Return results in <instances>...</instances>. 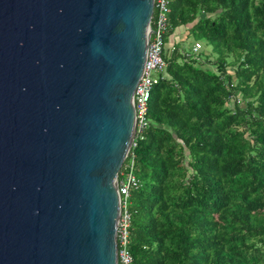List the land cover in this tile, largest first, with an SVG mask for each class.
<instances>
[{"label":"water","instance_id":"95a60500","mask_svg":"<svg viewBox=\"0 0 264 264\" xmlns=\"http://www.w3.org/2000/svg\"><path fill=\"white\" fill-rule=\"evenodd\" d=\"M154 0H0V264H119V177Z\"/></svg>","mask_w":264,"mask_h":264},{"label":"trees","instance_id":"16d2710c","mask_svg":"<svg viewBox=\"0 0 264 264\" xmlns=\"http://www.w3.org/2000/svg\"><path fill=\"white\" fill-rule=\"evenodd\" d=\"M182 28L213 50L165 49L121 169L134 161L141 182L130 250L135 264H264V0H170L167 45Z\"/></svg>","mask_w":264,"mask_h":264},{"label":"built area","instance_id":"2783aa9c","mask_svg":"<svg viewBox=\"0 0 264 264\" xmlns=\"http://www.w3.org/2000/svg\"><path fill=\"white\" fill-rule=\"evenodd\" d=\"M170 28V0H154V14L150 26L149 44L143 74L138 83L135 102V140L150 125L149 102L153 89L161 79L167 61L165 49L167 47V34ZM200 43L193 47L197 52ZM241 103L240 99H237ZM135 144V141L133 145ZM130 154V153H129ZM141 182L134 172V161L127 164L120 172L119 193L121 196V214L117 225L118 262L119 264H135V258L130 250V237L132 226L131 191L138 189Z\"/></svg>","mask_w":264,"mask_h":264},{"label":"rangeland","instance_id":"374dc122","mask_svg":"<svg viewBox=\"0 0 264 264\" xmlns=\"http://www.w3.org/2000/svg\"><path fill=\"white\" fill-rule=\"evenodd\" d=\"M188 34H189L188 29L186 28L179 29L177 31V35L175 37L172 36L173 40L171 41L169 45H167L168 46L167 49L168 50L172 49L173 45L177 42H182L184 43L182 44L183 47L192 49L197 44V42L194 41L193 37L188 38ZM198 43H200L201 47H200V50H198L197 52L204 51L205 54H210L212 52L213 50L212 45L209 44L206 40L198 41ZM234 99L235 98L232 97L230 105H233Z\"/></svg>","mask_w":264,"mask_h":264},{"label":"crops","instance_id":"0c3cea01","mask_svg":"<svg viewBox=\"0 0 264 264\" xmlns=\"http://www.w3.org/2000/svg\"><path fill=\"white\" fill-rule=\"evenodd\" d=\"M172 40H173V38L171 37V39H170V41H169V43H168V44H170Z\"/></svg>","mask_w":264,"mask_h":264}]
</instances>
